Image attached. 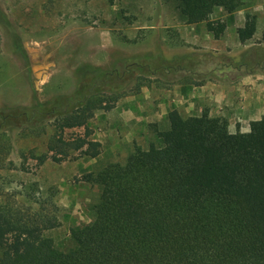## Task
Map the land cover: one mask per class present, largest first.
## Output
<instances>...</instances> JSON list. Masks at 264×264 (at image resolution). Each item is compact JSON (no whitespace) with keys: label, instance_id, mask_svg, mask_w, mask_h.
<instances>
[{"label":"trees","instance_id":"1","mask_svg":"<svg viewBox=\"0 0 264 264\" xmlns=\"http://www.w3.org/2000/svg\"><path fill=\"white\" fill-rule=\"evenodd\" d=\"M166 1L188 25L243 6L242 0ZM115 78L96 71L69 95L1 114L0 180L12 150L5 127L18 121L32 132L51 124L45 150L31 155L38 166L76 153L95 158L100 144L89 138L87 123L115 107L121 94L106 90ZM166 122L125 163L83 177L97 198L89 221L69 229L68 247L45 235L59 225L54 215L25 205L27 194L0 181V264H264V113L247 133L230 132L225 118L207 111L183 117L172 109ZM73 129L84 132L67 138Z\"/></svg>","mask_w":264,"mask_h":264},{"label":"rangeland","instance_id":"2","mask_svg":"<svg viewBox=\"0 0 264 264\" xmlns=\"http://www.w3.org/2000/svg\"><path fill=\"white\" fill-rule=\"evenodd\" d=\"M242 2L247 12L264 7V0ZM225 15L215 10L200 28L214 36ZM246 21L254 23L250 16ZM184 25L166 0H0V115L69 95L96 71L112 73L116 78L106 90L121 94L113 109L95 112L87 123L89 138L100 144L95 158L76 153L38 166L31 155L45 150L51 124L34 132L19 121L5 127L12 150L0 181L27 194L25 205L56 217L58 227L45 235L58 247L69 246L71 227L89 221L98 190L83 180L87 173L123 164L136 148L145 149L154 130L167 126L168 111L183 117L207 111L190 112V101L176 92L186 81L204 80L187 69L219 66L197 42L179 38ZM83 132L67 130L65 136Z\"/></svg>","mask_w":264,"mask_h":264},{"label":"crops","instance_id":"3","mask_svg":"<svg viewBox=\"0 0 264 264\" xmlns=\"http://www.w3.org/2000/svg\"><path fill=\"white\" fill-rule=\"evenodd\" d=\"M248 16L254 23H247ZM223 18L225 28L217 38L202 31L200 24L178 28L180 39L197 42L198 51L211 61L218 60L219 66L208 64L202 71L187 69L190 75L204 80L186 81L176 92L190 101V112L205 108L211 117H225L230 132L247 133L250 123L264 113V7L251 12L239 10Z\"/></svg>","mask_w":264,"mask_h":264}]
</instances>
